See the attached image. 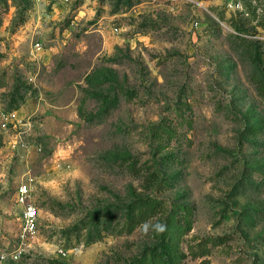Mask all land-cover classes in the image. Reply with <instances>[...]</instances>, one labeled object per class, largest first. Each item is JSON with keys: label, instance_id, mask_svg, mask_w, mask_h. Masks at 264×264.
Listing matches in <instances>:
<instances>
[{"label": "rangeland", "instance_id": "1", "mask_svg": "<svg viewBox=\"0 0 264 264\" xmlns=\"http://www.w3.org/2000/svg\"><path fill=\"white\" fill-rule=\"evenodd\" d=\"M252 4L254 19L239 0H0V264H264ZM148 196L160 213L130 229Z\"/></svg>", "mask_w": 264, "mask_h": 264}, {"label": "trees", "instance_id": "2", "mask_svg": "<svg viewBox=\"0 0 264 264\" xmlns=\"http://www.w3.org/2000/svg\"><path fill=\"white\" fill-rule=\"evenodd\" d=\"M257 1V0H256ZM240 5H241V10H237L236 12L238 14L245 13L247 14V18L254 19L255 18V11H256V5L252 4V0H239ZM250 16V17H249ZM241 20L235 19V21H231V27L234 29V31L237 34H230L231 37L238 39L240 41H245V38H242L239 34L243 33V28L241 25ZM262 29H264V13L263 17L261 20L258 22V24ZM251 57L253 58V62L256 64L257 63V57L255 54L252 56L251 52ZM12 110L13 108L10 107ZM133 174L138 175V169L135 168L134 166L131 168ZM156 181V176L154 173L149 174L148 176L145 177L144 179V187L149 189L150 185ZM162 208V201L160 199L154 198V197H144V198H137L134 200L130 205H127L126 207V213L125 217L130 221V229L135 226V225H142L143 223H146L148 220L151 218L155 217L157 214L160 213ZM183 215H179L180 219H177V222L179 223L180 226H182L185 231L190 230L189 224L186 222ZM162 233H160L161 235ZM204 247L202 250L204 251V254L207 253V249ZM56 262L54 260H49V264H55ZM160 264H173V262H162Z\"/></svg>", "mask_w": 264, "mask_h": 264}, {"label": "built area", "instance_id": "3", "mask_svg": "<svg viewBox=\"0 0 264 264\" xmlns=\"http://www.w3.org/2000/svg\"><path fill=\"white\" fill-rule=\"evenodd\" d=\"M36 49L40 48L39 43L35 44ZM28 193L27 185H20L18 188L17 201L20 204L24 203L25 197ZM37 217V212L34 206H24L22 209V221L25 231H30L35 227V221ZM12 258H17L16 254H12ZM6 259V255L0 254V263Z\"/></svg>", "mask_w": 264, "mask_h": 264}, {"label": "clouds", "instance_id": "4", "mask_svg": "<svg viewBox=\"0 0 264 264\" xmlns=\"http://www.w3.org/2000/svg\"><path fill=\"white\" fill-rule=\"evenodd\" d=\"M153 227H154V230L158 233H163L166 230V225L162 224V223H156ZM144 231H145V233H147V231H148V225L147 224L144 225Z\"/></svg>", "mask_w": 264, "mask_h": 264}]
</instances>
